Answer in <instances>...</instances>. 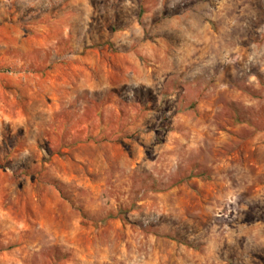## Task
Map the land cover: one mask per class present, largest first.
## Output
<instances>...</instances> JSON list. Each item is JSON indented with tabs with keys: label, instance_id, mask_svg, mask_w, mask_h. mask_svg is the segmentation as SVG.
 <instances>
[{
	"label": "rangeland",
	"instance_id": "1",
	"mask_svg": "<svg viewBox=\"0 0 264 264\" xmlns=\"http://www.w3.org/2000/svg\"><path fill=\"white\" fill-rule=\"evenodd\" d=\"M0 264H264V0H0Z\"/></svg>",
	"mask_w": 264,
	"mask_h": 264
}]
</instances>
